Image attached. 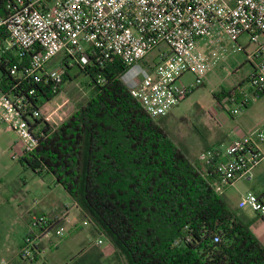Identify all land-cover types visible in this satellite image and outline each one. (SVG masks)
I'll return each instance as SVG.
<instances>
[{"label": "trees", "instance_id": "1", "mask_svg": "<svg viewBox=\"0 0 264 264\" xmlns=\"http://www.w3.org/2000/svg\"><path fill=\"white\" fill-rule=\"evenodd\" d=\"M5 14L0 0V18ZM5 60L1 94L11 79ZM61 65L63 83L77 67L91 96L56 127L34 121L36 146L18 162L53 177L118 264H264V248L223 197L215 172L190 159L146 114L122 79L127 68L119 60ZM236 91L214 96L238 98ZM90 256L83 264H98Z\"/></svg>", "mask_w": 264, "mask_h": 264}, {"label": "built area", "instance_id": "2", "mask_svg": "<svg viewBox=\"0 0 264 264\" xmlns=\"http://www.w3.org/2000/svg\"><path fill=\"white\" fill-rule=\"evenodd\" d=\"M4 3L0 58H6V71L11 79L6 93L0 94L8 103L6 109L17 118L8 125L15 136L9 149L13 161L31 153L36 146L35 131L30 126L45 119L39 113L40 101L60 89L65 74L60 64L63 60L68 66L119 60L127 68L122 79L130 95L147 115L159 119L181 103L194 85L200 84L198 55H193L192 50L197 41L218 28L233 42L246 35L249 42L256 44L253 57L258 62L253 64L247 84L254 96L264 93V0H4ZM58 55L62 57L61 66L49 67ZM191 69L197 74L194 83L182 84L181 78ZM228 99L233 102L235 97ZM240 105L245 107L246 103L242 101ZM236 113L233 110L229 115ZM256 144L264 147V125L252 140L242 137L225 147L208 148L199 152L196 160L215 172L221 187L230 185L247 178L263 159L264 150H258ZM241 202L264 220V197L247 192ZM28 227L34 234L24 237L18 257L30 263L40 254L38 239L65 236L58 221L44 215L30 216Z\"/></svg>", "mask_w": 264, "mask_h": 264}, {"label": "rangeland", "instance_id": "3", "mask_svg": "<svg viewBox=\"0 0 264 264\" xmlns=\"http://www.w3.org/2000/svg\"><path fill=\"white\" fill-rule=\"evenodd\" d=\"M207 39L197 41L192 50L193 55H198L200 84L194 85L181 103L159 118L161 126L192 160L200 151L219 145L225 147L234 139L245 137L252 140L264 125V94L254 96L247 84L253 64L258 62L253 57L256 44L249 42L246 35L233 42L218 28L212 29ZM257 40L260 42V38ZM61 58L60 55L55 57L49 67L61 66ZM67 71L70 78L60 85L56 96L43 102L39 112L52 127L58 126L91 96L85 74L74 66ZM196 76L191 69L180 82L193 84ZM235 88L238 98L233 102L227 96H219L218 99L214 96L227 95ZM240 101L246 103L245 107L240 105ZM7 104L0 94V264L13 263L10 257L4 256L6 251L3 249L17 256L21 240L30 233L34 234L28 227L30 216H48L57 212L61 205L66 204L70 208L72 204L60 186L49 183L46 176H37L23 163L11 160L9 149L15 136L10 134L8 125L17 118L10 109H6ZM233 110L237 113L229 115ZM226 187L222 186L223 189ZM80 220L75 218L67 222L64 218L58 226L63 228L65 236L55 245L49 243V237L38 239L41 257L25 264H65L68 258H71L69 264H83L89 255L90 258L96 255L98 264H118L105 238L101 239V245H96L94 242L99 237L91 234L93 226L89 223L82 225L84 219ZM84 239H87V247L78 255ZM8 242L9 246L6 245Z\"/></svg>", "mask_w": 264, "mask_h": 264}, {"label": "crops", "instance_id": "4", "mask_svg": "<svg viewBox=\"0 0 264 264\" xmlns=\"http://www.w3.org/2000/svg\"><path fill=\"white\" fill-rule=\"evenodd\" d=\"M204 40H208L207 36L205 38H203V39H200L198 42H201V41H204ZM134 71H135V69H134ZM182 84H184V83H182ZM184 85H186V84H184ZM10 134L13 135L12 132ZM13 137H14V135H13ZM14 139L15 138H13V142H14ZM255 146H256V148L258 150H261V151L264 150V147L262 145H260V144H256ZM36 175L39 176V177H45L46 176L49 183L57 185V184H55L53 177L51 175H49V174L40 173V174H36ZM40 183L42 184V182H40ZM247 192H252L253 194H255V195L259 196V197H264V157L250 171V174H249V176L247 178L237 180L236 182H234V183H232L230 185H227V187L222 190V195L225 198V200L228 202L229 206L239 216H241L245 220L249 221V223H250V231L255 236V238L259 241L261 246L264 248V220L259 218L258 216H256L250 209H248L247 207L242 205V202H241L242 201V197ZM62 215H64L65 219L67 218L68 221L70 219H75V218H77L78 221H81L80 220L81 218L84 219V220H82L84 222L89 221L85 216L82 215L81 211L79 210V208L76 206V204L73 201H72V204H71L70 208H68V206H66V204H63V205L60 206V209L57 212H54V213L48 215V217H51V218L55 219L56 221H58V225H59L60 222L63 220L62 219ZM82 225H83V222H82ZM91 234L95 235L94 230L91 231ZM97 236L99 238H98V240L96 239L94 243L96 245H101L102 242H103L101 239L103 237L98 235V234H97ZM53 238H55V237H49V239H48V241H49V243L51 245H55L56 243H59L60 239H58V238L53 239ZM23 239L21 240V243H22ZM86 240L87 239H84L83 242L80 244L78 255H80L79 253H82V251H85V249L87 247V245H86L87 241ZM97 241H100V243L98 244ZM6 245L9 246L10 242H8ZM20 245H19V247H20ZM52 248H54V247H52ZM39 251H40V254H38L36 257H38V256L41 257L42 252H41V250H39ZM3 252L6 253L4 256L10 257L9 259L11 260V262H13L12 264H25L27 262V261H23L21 259L16 261L17 257H18V254H17V256L16 255H12V253L8 252L6 249H3ZM70 259L71 258H68L67 259L68 263L65 262V264H69L70 263Z\"/></svg>", "mask_w": 264, "mask_h": 264}]
</instances>
